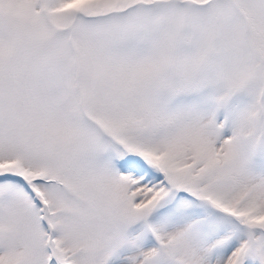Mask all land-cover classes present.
Masks as SVG:
<instances>
[{
  "label": "snow or ice",
  "instance_id": "1",
  "mask_svg": "<svg viewBox=\"0 0 264 264\" xmlns=\"http://www.w3.org/2000/svg\"><path fill=\"white\" fill-rule=\"evenodd\" d=\"M0 264H264V0H0Z\"/></svg>",
  "mask_w": 264,
  "mask_h": 264
}]
</instances>
